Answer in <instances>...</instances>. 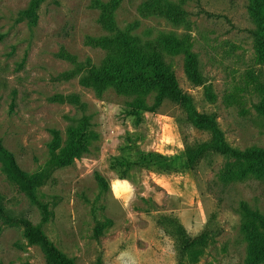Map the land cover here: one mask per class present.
<instances>
[{
	"label": "rangeland",
	"instance_id": "374dc122",
	"mask_svg": "<svg viewBox=\"0 0 264 264\" xmlns=\"http://www.w3.org/2000/svg\"><path fill=\"white\" fill-rule=\"evenodd\" d=\"M34 1L0 0V145L33 174L47 166L51 130L62 146L68 130L85 119L93 136L85 153L52 170L39 189L52 212L43 225L37 206L0 162V264H46L25 238L22 220L40 225L74 264H179L175 225L201 240L183 264H264V230H241L244 208L264 214V181L239 176L241 163L215 152L191 169L140 167L120 179L124 168L115 170L114 158L181 156L210 136L169 99L145 111L152 89L108 85L97 94L84 82L89 66L120 54L123 40L131 39L140 54L155 55L173 72L199 113L214 116L232 148H264V117L257 111L264 100V35H252L258 22L251 0H42L36 8ZM169 38L183 40L196 55L204 86L187 79L183 55L164 44ZM137 98L139 117H130ZM252 243L263 249L248 260Z\"/></svg>",
	"mask_w": 264,
	"mask_h": 264
},
{
	"label": "trees",
	"instance_id": "16d2710c",
	"mask_svg": "<svg viewBox=\"0 0 264 264\" xmlns=\"http://www.w3.org/2000/svg\"><path fill=\"white\" fill-rule=\"evenodd\" d=\"M42 0H35L36 8ZM253 6L249 8L250 14L257 19L258 29L251 31L255 37L264 35V0H251ZM33 12V9L30 10ZM211 16L210 14H207ZM106 28L112 30V22H105ZM165 46L173 52L183 55V69L187 79L195 86H204L203 77L199 71L196 55L183 40L169 38L164 41ZM107 45L106 47H108ZM110 52V51H109ZM131 39L123 40V47L120 54L110 52L106 60L99 67L89 66L86 70L84 82L91 86L97 94H101L105 86L115 85L119 90H127L136 85L152 89L155 93L153 104L145 108V111H155L164 100L169 99L179 104L185 111L188 122L196 129L207 132L209 140L186 148L181 156L165 157L155 153L138 152L135 160L116 159L112 160V167L124 168L120 179H124L128 171L140 167L151 168L157 172L176 171L178 169H191L207 153L215 152L233 161L241 163L242 167L239 176L247 174L264 181V148L252 147L245 150L232 148L225 140L224 134L218 126L214 116L199 113L193 105L189 95L183 93L178 86L173 72L169 68L162 67L155 55L144 56L140 54ZM206 89L207 100L214 102V96L208 88ZM142 99H135L129 105L127 115L139 117ZM258 113L264 117V100L257 106ZM52 141L49 144L50 157L44 170L29 174L23 171L17 164L13 153L0 145V162L7 178L15 183L24 192L31 202L37 206L42 218L41 225L46 224L52 212L48 205L41 202L38 197L39 189L49 178L50 172L58 168L70 166L75 158L80 157L87 151L88 141L93 134L88 129V121L83 120L81 125L68 130L67 140L61 146L60 135L57 131L51 130ZM96 180L102 187L106 185L103 177L96 174ZM242 219V232L247 233L251 228L258 226L264 230V214L250 212L247 208ZM4 214L0 198V215ZM24 229V236L31 245H36L43 253L46 264H74L73 261L61 253L48 239L41 229V226H33L29 221L19 222ZM100 232L97 230L96 235ZM172 234L176 238L179 251V264L183 259L196 253L200 245V239H189L182 229L175 225ZM263 247L256 243L249 245L248 260L252 254L261 253Z\"/></svg>",
	"mask_w": 264,
	"mask_h": 264
}]
</instances>
